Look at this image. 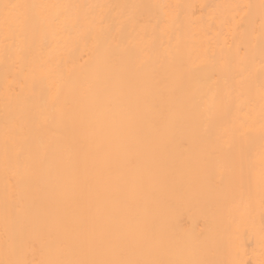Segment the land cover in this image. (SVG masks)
Segmentation results:
<instances>
[{
	"label": "bare ground",
	"instance_id": "bare-ground-1",
	"mask_svg": "<svg viewBox=\"0 0 264 264\" xmlns=\"http://www.w3.org/2000/svg\"><path fill=\"white\" fill-rule=\"evenodd\" d=\"M0 264H264V0H0Z\"/></svg>",
	"mask_w": 264,
	"mask_h": 264
}]
</instances>
